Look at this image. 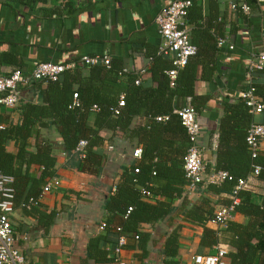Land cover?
<instances>
[{"label":"trees","instance_id":"trees-1","mask_svg":"<svg viewBox=\"0 0 264 264\" xmlns=\"http://www.w3.org/2000/svg\"><path fill=\"white\" fill-rule=\"evenodd\" d=\"M192 10L195 16L201 17L200 6L192 0L185 17L186 25L191 22ZM237 10H242L241 6ZM189 30L191 39L192 30ZM191 41L197 50L186 65L178 69L173 80L169 71L175 67L174 54H164L158 47L149 54L151 63L145 69L150 74L148 79H143L141 70L126 68L123 58L111 57L109 66L84 64L80 59L56 80H33L23 86L22 89L31 88L38 98L20 101L17 106L19 121L14 122L0 112V171L14 178L15 207L30 204V211L36 215L38 223L44 231L49 230L57 212L44 208L40 197L47 181L56 176L59 154L71 155L85 140V156L78 162V167L81 171L99 175L106 159L107 143L118 134L131 142L137 139V143H141V156L123 168L117 191L106 203V233L90 239L87 254L96 262L115 261V253L103 245L105 241L112 240V246L116 247L123 235L126 242L130 238L138 240L145 253L150 234L142 232L140 224H155L173 211L172 203L160 200L159 195L180 197L184 187L191 183L184 169V157L192 141L175 109L182 107V101L188 98L197 112L204 107L208 96L200 94L197 82L199 78L212 81L218 53L223 48L218 46L216 38L209 44L214 53L204 55L200 50L202 46L193 39ZM140 76L142 80L137 83ZM251 87L264 101V86L253 84ZM76 92L79 104L74 106ZM122 94L125 105L116 113ZM94 106L98 110H94ZM223 111L215 170L226 171L228 177L220 183H200L197 187L203 185L205 191L231 194L238 180L246 178L256 165L260 166L258 177L264 180V152L259 150L253 156L247 141L250 126L264 123V111L253 114L244 97L231 96L224 100ZM159 116L167 119L160 121L157 119ZM136 118H144V121L135 123ZM55 128L62 136L61 143L50 136V131ZM12 143L16 147L15 152L10 149ZM33 166L40 167L39 177L32 176ZM144 190L151 196H146ZM238 195L240 202L235 212L248 217L246 223L230 220L222 229L206 226L207 222H212L216 209L205 194L186 206L185 219L204 226L202 245L213 247L223 240L234 247L235 251L229 253L231 264H264V193L241 190ZM230 202L231 199L225 205ZM130 207L132 209L128 212ZM116 216L121 220L117 222ZM181 227L174 228L166 240L164 253L167 264H177L178 229ZM110 234L116 239H112Z\"/></svg>","mask_w":264,"mask_h":264},{"label":"crops","instance_id":"crops-1","mask_svg":"<svg viewBox=\"0 0 264 264\" xmlns=\"http://www.w3.org/2000/svg\"><path fill=\"white\" fill-rule=\"evenodd\" d=\"M172 1L0 0V73L9 74L21 69L28 74L40 62L69 64L76 63L84 55L96 54L123 58L126 68L131 70L146 69L151 63L149 54L161 44L156 15ZM193 1L200 6L201 17L195 16L192 10L191 22L188 21L187 26L192 30L191 40L202 46L201 52L204 55L213 54V48L209 46L212 41L220 37L228 40L218 53L212 81L199 78L197 82L200 94L208 96L198 112L201 124L198 145L205 162L206 180L215 171L224 100L227 96L241 97L240 94L253 84L264 86V69L249 71L251 61L264 53V0ZM235 3L248 4L250 11L233 10ZM231 43L234 49L229 48ZM140 75L143 79L150 78L148 71L140 72ZM30 98L37 100L38 97L31 88L22 89L20 101ZM189 101V98L182 101L183 106ZM0 112L14 122L19 121L17 106L9 108L0 104ZM259 117L262 119L263 116ZM139 121H144V118H136L134 122ZM57 131L56 128L51 130L50 136L61 143L62 136ZM122 137L118 134L105 145L106 159L99 175L79 169L78 162L82 156L76 150L71 155L59 154L56 176L53 177L58 179L59 184L40 197L44 208L57 212L49 230L44 231L30 209L21 204L15 207L13 232L16 244L26 259L25 264H167L165 243L178 225L182 227L178 229L177 264H184L195 253H214L221 244L228 251L225 264H231L229 253L235 251L234 247L223 240L213 247L202 245L204 226L185 219L186 206L202 194L213 201L215 209L229 201L230 193L205 191L203 185L194 188L186 185L180 197L159 195L160 200L172 203L173 211L155 224H140V230L150 234L145 253L138 240L130 238L115 261L96 262L88 257L90 239L106 233L105 228H100L108 214L106 203L117 191L123 168L135 159L134 148L141 145L137 139L131 142ZM110 145L114 146L111 150ZM10 149L16 151L13 143ZM260 151L264 152V139ZM31 171L32 176H40L39 166H33ZM250 182L255 188L254 193H264L263 179L253 176ZM146 199L155 201L153 198ZM115 219L118 222L121 217L116 216ZM232 220L246 223L248 217L237 211ZM206 226L222 229L214 222H207ZM110 237L116 239L112 234ZM111 241H105L103 246L114 252L115 246ZM118 243L119 239L116 246Z\"/></svg>","mask_w":264,"mask_h":264},{"label":"built area","instance_id":"built-area-1","mask_svg":"<svg viewBox=\"0 0 264 264\" xmlns=\"http://www.w3.org/2000/svg\"><path fill=\"white\" fill-rule=\"evenodd\" d=\"M192 0H174L172 3L164 6L156 15V24L158 26V32L161 36V44L159 51L168 54H174L175 67L169 71L171 80L175 79L178 69L184 67L188 62L191 55L195 54L197 46L192 43L190 39V30L185 23V17L187 10L191 6ZM241 6L244 12L250 11V6L246 3H239L233 5V10ZM227 38H218V45L224 46L227 43ZM234 44H229L230 49H234ZM81 62L84 64H97L102 63L110 65L111 57L109 55H84L81 57ZM75 66V63L62 64L52 61H45L36 64L32 71L25 74L21 69H15L9 74L0 73V92L3 94L0 97V104L9 108H15L19 105L22 87L29 84L30 81L39 79H58L59 75L65 70ZM250 72L254 70H261L264 68V53L256 56L250 63ZM145 72V69L141 70V74ZM140 79L136 80L139 83ZM241 97L246 99V104L250 108V112L253 114H260L264 111V101L258 97L254 88L250 87L247 91L242 92ZM78 93L74 94L73 105H78ZM125 105L124 95L122 94L118 103V107L115 112H119V107ZM94 110H98L97 106H94ZM175 112L181 116L183 125L187 128L190 135L192 144L184 157V169L187 176L191 180L190 187H197L200 183H220L224 178L228 177L226 171H213L209 174L205 180V162L202 152L198 145V138L200 134L201 124L198 121V112L190 104L175 109ZM158 120H166V116L157 117ZM264 139V123H253L249 128L247 141L253 156H256L260 150L261 142ZM86 141L82 140L76 151L84 157V147ZM114 146L110 145L109 149H113ZM141 147H136L133 150V157L139 158L141 156ZM138 172L139 169L136 168ZM260 172V166L256 165L251 174L246 178H240L238 183L234 187L230 194L231 202L228 205H223L215 210V215L212 220L219 227L224 228L228 222L232 220L235 213V207L240 202L239 191L251 190L255 191L253 184L250 182V178L258 176ZM14 178L10 175H6L0 171V264H25L26 259L21 250L16 244V237L13 223L12 214L15 210V188L13 187ZM58 179H51L47 181V184L43 188L42 194L49 192L53 186L59 184ZM146 196H151V193L147 190L143 191ZM30 209L31 205H24ZM132 208L130 207L128 212ZM106 226L103 222L100 226L104 229ZM138 238V236H137ZM126 243V236H121L118 245L114 249L115 256H119L121 248ZM227 249L224 245H218L214 253L200 254L195 253L184 264H225V257L227 255Z\"/></svg>","mask_w":264,"mask_h":264}]
</instances>
